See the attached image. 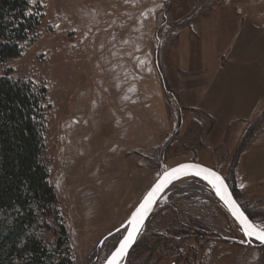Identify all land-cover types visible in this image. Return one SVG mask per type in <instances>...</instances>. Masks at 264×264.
Segmentation results:
<instances>
[{
    "label": "rangeland",
    "instance_id": "rangeland-1",
    "mask_svg": "<svg viewBox=\"0 0 264 264\" xmlns=\"http://www.w3.org/2000/svg\"><path fill=\"white\" fill-rule=\"evenodd\" d=\"M29 1L42 6L43 18L33 32L35 37L22 42L20 54L3 61L0 74L8 72L16 79H28L46 88L42 101L44 156L69 232L73 264H101L122 234L107 238L99 246L101 237L123 223L165 168L200 155L205 147L199 140L205 124L196 120L179 131L180 127L165 133L162 144L135 153L136 175L114 174L113 182L103 190L99 170L91 167L89 157L82 159L90 152L88 137L92 130L82 126L80 120L72 123L67 116L69 95L74 88L87 85L92 63L98 68L104 56L116 59L120 50H132L134 44L138 67L144 65L149 51V57L152 53L157 61L156 74L161 73L160 79L170 88L165 73L167 65L174 63L172 46L178 29L198 15L224 14L231 0ZM93 47L103 52L94 54ZM166 98L173 117L171 94L166 92ZM260 118L254 126V137L264 133V114ZM221 154L214 161L197 159L227 176L237 201L253 215L255 223L264 227V182L242 184L232 167L233 156L227 159ZM223 237L243 238L208 185L186 178L163 194L125 264L264 263L261 246L242 245Z\"/></svg>",
    "mask_w": 264,
    "mask_h": 264
},
{
    "label": "crops",
    "instance_id": "crops-1",
    "mask_svg": "<svg viewBox=\"0 0 264 264\" xmlns=\"http://www.w3.org/2000/svg\"><path fill=\"white\" fill-rule=\"evenodd\" d=\"M230 3L224 14L198 15L178 29L174 63L165 73L173 117L157 61L148 51L139 68L135 44L116 59L104 56L98 68L92 63L87 85L71 92L67 116L92 130L90 152L82 159L89 157L99 170L103 190L114 174L136 175V152L159 146L165 133L196 120L205 124L199 139L205 147L197 158L214 161L223 152L228 159L264 111V0ZM93 48L94 54L103 52ZM234 169L244 185L264 182V133L254 137Z\"/></svg>",
    "mask_w": 264,
    "mask_h": 264
},
{
    "label": "trees",
    "instance_id": "trees-1",
    "mask_svg": "<svg viewBox=\"0 0 264 264\" xmlns=\"http://www.w3.org/2000/svg\"><path fill=\"white\" fill-rule=\"evenodd\" d=\"M42 18L38 2L0 0V67L20 54L23 41L35 37ZM164 88L170 93L165 83ZM45 92L44 86L31 80L0 74V264H73L69 232L44 156ZM263 114L250 124L233 155L232 167L254 139V126Z\"/></svg>",
    "mask_w": 264,
    "mask_h": 264
},
{
    "label": "snow or ice",
    "instance_id": "snow-or-ice-1",
    "mask_svg": "<svg viewBox=\"0 0 264 264\" xmlns=\"http://www.w3.org/2000/svg\"><path fill=\"white\" fill-rule=\"evenodd\" d=\"M28 13H25L27 15ZM195 169L190 173L194 176H201L202 179L208 181L214 188L217 196L225 203L231 214L241 222V227L244 230L245 236L250 239H257L264 243V227H258L249 221L248 217L240 210V206L231 199L227 193L222 178L214 171L194 164H180L177 167L166 170L161 177H158L157 182L151 188V190L144 196L143 201L132 213L128 224L130 230H127L126 235L119 242V247L112 252L111 256L107 259L106 264H114L117 257H123L126 255L128 249L133 245L138 236L141 233L144 220L153 211V205L158 203L157 196L162 193L173 180L178 179L181 174H186V170ZM214 178V179H212Z\"/></svg>",
    "mask_w": 264,
    "mask_h": 264
},
{
    "label": "water",
    "instance_id": "water-1",
    "mask_svg": "<svg viewBox=\"0 0 264 264\" xmlns=\"http://www.w3.org/2000/svg\"><path fill=\"white\" fill-rule=\"evenodd\" d=\"M185 163H188V164H194V165H200L202 167H205V168H208L212 171H214L217 175H219L223 182H224V185H225V188H226V191L227 193L230 195L231 199L233 201H235L239 206H240V210L244 212V214L248 217L249 221H251L254 225L258 226V227H261L259 226L257 223H255L252 219L249 218V216L246 214V212L242 209L240 203L237 201V199L235 198L226 178L224 177V175L222 174L221 171L218 170V168L214 167V166H211V165H208V164H205L201 161H199L197 158L196 159H184V160H181V161H178L174 164H172L171 166L165 168L160 174L158 177H161L163 175V173L166 171V170H170L171 168H174V167H177L178 165L180 164H185ZM195 169H189V170H186V174H181L179 176L178 179H175L173 180L172 183L169 184V186L162 192V193H159L158 196H157V200L159 202V200L161 199V197L163 196V194L169 189L170 186H172L173 184H175L176 182L178 181H181L183 179H186V178H196V179H199L201 181H203L204 183H206L208 185V187L210 188V190L212 191L214 197L216 198L217 201H219V203L224 207V209L226 210V212L228 213V215L233 219V221L238 225V228H239V231L242 235V239H238V238H228V237H223L224 239L230 241V242H235V243H239V244H242V245H257V246H264V243H262L260 240H257V239H250L249 237L245 236L244 234V230L242 229L241 227V222L239 220H237L236 218H234V216L231 214V212L229 211V209L227 208V206L225 205V203L223 201L220 200L219 196H217L214 188L212 187V185L210 183H208V181L202 179V176L205 175L204 173L201 174V176H194V175H191L190 173L194 172ZM158 177L153 181V183L150 185V187L145 191V193L143 194V196L141 197V199L138 201V203L135 205V207L130 211L129 215L127 216V218L123 221V223H121L118 227L114 228L113 230H111L109 233H107L105 236L102 237L100 243H99V246L104 242V240H106L107 238H109L111 235L119 232V231H123L120 239L118 240L117 244L114 246V248L111 250V252L106 256V258L103 260V262L101 264H106V261L107 259L111 256L112 252H114L116 250L117 247H119V242L120 240L123 238L124 235H126L127 233V230H130V226L128 224V221L132 215V213L135 211V209L139 206V204L143 201V198L144 196L151 190V188L155 185V183L157 182L158 180ZM214 179V178H212ZM158 203H156L155 205H153V211L155 210V207ZM152 211V212H153ZM152 212L148 215V217L144 220L143 222V226L145 225L147 219L149 218V216L152 214ZM142 226V228H143ZM142 230V229H141ZM139 237V236H138ZM138 239V238H137ZM136 239V240H137ZM136 242V241H135ZM135 242L133 243V245L128 249L126 255H124L123 257H117L114 264H125V261L128 257V254L130 252V250L132 249V247L134 246ZM264 264V263H263Z\"/></svg>",
    "mask_w": 264,
    "mask_h": 264
},
{
    "label": "flooded vegetation",
    "instance_id": "flooded-vegetation-1",
    "mask_svg": "<svg viewBox=\"0 0 264 264\" xmlns=\"http://www.w3.org/2000/svg\"><path fill=\"white\" fill-rule=\"evenodd\" d=\"M137 242V241H136ZM133 248V247H132ZM129 255V254H128Z\"/></svg>",
    "mask_w": 264,
    "mask_h": 264
}]
</instances>
